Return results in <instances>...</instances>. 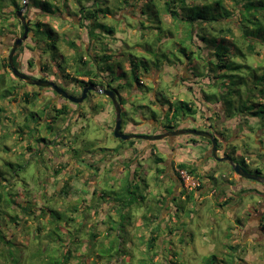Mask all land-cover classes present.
I'll list each match as a JSON object with an SVG mask.
<instances>
[{
    "label": "rangeland",
    "instance_id": "374dc122",
    "mask_svg": "<svg viewBox=\"0 0 264 264\" xmlns=\"http://www.w3.org/2000/svg\"><path fill=\"white\" fill-rule=\"evenodd\" d=\"M17 1L19 4L21 3L20 0ZM23 1L25 3L28 2L27 0ZM30 1L33 2L29 5H25V15H27L31 24L34 21V17L36 18L37 16H35L33 10L30 9H35L33 5L34 1L41 0ZM7 2L9 3L8 0H0V6L6 4ZM141 3L144 9H153L152 3L151 5L144 2ZM5 13L8 16L6 21L14 19V23L17 25V17L14 18V16H11L8 9H6ZM152 13H154V10L149 13L150 17H148V19L150 18V22L145 21L143 17H141V14H137V18H139L138 20L127 17L126 21L129 29L136 26L138 28L141 27L143 30V27L156 25L155 14ZM220 15L223 14L219 13L218 16ZM103 22H106V25L111 24V21L108 18ZM167 22L168 19H166L165 23H162V25L166 26L168 24ZM112 24L115 25V22H112ZM7 28L10 29L8 24ZM29 29L32 33L29 35L27 41L24 42L23 46L19 48L22 50L18 51L21 52L20 64L22 67L19 63H17L16 68L24 74H27V72L34 74V71H37L38 74L44 75L43 60H39V51H37L39 46L36 45L34 36L37 35L40 38L42 35L44 39L50 40L49 47L46 46L47 57L54 60L55 63H58V60H61V55H64H59L60 53L54 49L59 45L58 44L56 46L58 42L56 37H50L47 33H40L35 24L30 26ZM141 29L138 30L136 36L132 33L125 32L123 41L125 45L119 51L120 53L116 51L113 53L114 57L112 58V63L103 61L100 62L99 65H90L92 57L88 56L90 60L88 65L91 67L94 65L93 68L100 66V68L107 69L109 74H111V72L114 74L112 75V79L117 86H120L121 90L119 91L125 92L124 97H122L123 103L127 102V98L125 97H127L126 92L131 89L130 84L137 89V93L134 92V88L128 92L129 103L123 104L122 132L124 133L125 130L130 129V127H135L138 131H145L143 133L144 135H155L153 131L148 133L149 128L144 125L143 121L144 118L154 119L155 115H158L159 117L161 114V108L158 107L159 104L155 107H153L152 104L150 105V102H152L151 99H154L156 96L157 100L161 102L163 96H167L169 98L173 96L177 97L176 92L178 90L186 92V90H183L181 86L177 89L175 85H170L171 77L168 72H170L171 69H168V66L166 67L163 65V62H168V59L174 61L176 58H181V60H185V58H182L181 55L179 56L176 53V50L179 49L178 37L175 36L174 38H171V36H167L166 38H161L159 33L156 34V32L148 28L145 29L147 30L145 34L142 35ZM21 31L22 30H18L13 34L16 37H14L15 39H13V41L18 39V37L20 38L22 35ZM8 34L9 33H7V31L1 34V40H3L2 37L7 36ZM104 36H106V34ZM104 36L97 37V44L100 45L101 54L105 53V49L107 48V46L104 45ZM137 37H139L138 40H136ZM167 38L168 40L163 42L162 45L156 44V42L160 41V39L163 40ZM1 45L2 44L0 43V49L2 47ZM63 48L65 53H68L66 47L63 46ZM153 53H155L156 56ZM6 55H9V51L2 52V54H0V69H2V60L6 57ZM153 58H157L161 61V68L159 69L161 74L159 75L158 87H155V85L151 82V80H154L155 78L154 75H148L147 77L150 79L148 81L144 79L145 86H143L140 83L137 84L135 79L132 77L133 74L126 71L125 66H123L127 60H136L140 69L146 64L147 67L145 69L150 70V68L154 66V61L158 63L157 60H153ZM255 61L256 68L258 65L264 66L263 60H254L253 58L249 59V62L251 63ZM31 62L32 65L30 64ZM45 62L49 63L47 61ZM38 63L40 64L38 65ZM51 63L52 65L49 64L50 68L48 73H46L47 75L44 76H48L47 79L55 81L58 86L60 85L61 80L65 81L63 82L65 85L71 84V80L74 78L73 69L72 71L70 70L69 77L71 79H65L57 73V67L60 68V64L58 63L55 65L53 61H51ZM121 64L123 66V70H125L123 72H126L127 74V77L125 78L124 76H120L119 71L117 72ZM184 68V66H181L182 70H184ZM185 69L188 70L187 68ZM2 73L5 74L7 79L0 76V94L2 93L1 90H6L12 94L13 97H10L9 99L6 97L4 100L0 98V106L5 109L0 112V182L1 179L8 180L10 184L13 185L11 191L12 195L17 197L18 194L19 197L22 196V199L25 198L26 202L32 203L34 205L33 207L37 208L36 213L39 217L41 216L40 214L42 210L47 211L46 214H48V216L44 218L41 216V218L29 219L27 212L24 214L16 206H12V209L5 210V212L7 211L10 216L18 214L20 220H14L9 223L8 221L10 219L7 215H0V264H35L36 262V264H47L51 257L62 258L63 254L61 253L67 251L72 252V256H70V262H68V264H171L168 257L169 255H172V251H166L163 253L165 259L161 256L151 257L146 253V242H142L138 239L134 240V246L131 248L130 246L127 247V244L125 246L120 245V249L123 253L117 254L115 249L111 258L109 256L103 258L97 257L103 253L101 251L109 249L111 246L119 248L120 242L118 240H106L104 238L95 239L94 236L104 233L111 225V220L120 221V213L114 208L112 201H106V199L100 201L98 197L99 195L95 192V187L93 186L88 188L86 184L89 183L90 179L94 180L92 177L95 175L97 176L98 174L102 177L103 181H106V173H75L73 170L74 165L76 164V159H81L84 156L90 160V158H92V156L101 149L104 150L113 148L117 144H124L118 141V139L114 136L116 111L112 102L107 98L94 94L93 102L91 97H88V100L81 105L83 113L81 120L78 119L68 121L70 117L64 115L59 117L55 124H53L54 130L49 132L47 130L48 125H50L48 120L53 121L51 118L56 115L54 108L59 110L63 105L69 106L70 104L62 100H58L54 105L53 110H49L47 109V104L49 102V99L47 98L51 94H41L42 96L39 98L37 96L40 94V89L38 87L26 85L23 81L15 78L11 70H9L8 73L7 69L3 68ZM185 73L187 72L185 71ZM140 74L144 76L145 70H140ZM34 78L38 80L41 79L40 77ZM75 78L78 80V77ZM4 79L7 83L5 87L2 86ZM84 81L87 80L84 79ZM73 83L74 84L66 90L70 96H75L80 92L75 86L76 82ZM252 83H255V81H252ZM78 85L79 87H83L85 84L80 82ZM256 87L258 90H254L252 94L255 95L256 98L258 97L259 99L264 100V86L262 87L258 85ZM247 98L248 99L245 100L246 103H248V100L250 101L253 97L250 99L248 96ZM180 100L183 99L180 98ZM144 107H146V109ZM44 109L47 110L44 111ZM201 110L203 113H187L186 117L193 128L204 131V125H200L203 127L199 126L202 118L201 114L208 113L210 115V112L207 108L203 109V107ZM33 113L37 116L30 118ZM215 120L217 121V125L221 124L222 120L217 118ZM167 121L168 120L166 119L164 122L162 121L161 124L167 125ZM248 126L257 128V131L253 130V132H251ZM261 128H263L262 125L260 126V123L256 119H249L248 124H246V121L241 120V118L238 117L236 120L219 125L218 130L223 132L227 138L231 137V142L233 143L232 145H235L239 152L242 153V158L249 162V164H246L248 170L253 169L252 167H255L256 165V167L264 173V140H262L264 128L263 130ZM214 132L220 136L219 138L222 144L227 143L225 140L222 141L224 138L219 134V132L216 130ZM23 140L24 143H22ZM197 140L201 143L200 145L191 143L192 145H188V147L183 146L185 148L183 155L191 156V154L196 153L198 158L201 157L202 159L203 155L206 154V147H203L202 142L208 141L201 137H197ZM132 141H134L135 145L138 143H144L140 140ZM165 141L166 142L157 145L160 147L159 149L167 150V146H172L173 142H170L168 139ZM167 142L170 144L167 145ZM180 142L181 140H179V138L175 140L176 144L175 146L173 145V147L179 148ZM125 143L128 144L121 149V152L123 153L125 148L128 150L133 149L131 154L132 156L135 155L137 150H134L131 145L132 143H130V141ZM245 144L249 146L246 147ZM183 147L181 146L180 149ZM259 148L262 149V153H260L261 150H259ZM74 151H78L80 157L74 158L73 162H67L68 160H71V154H75ZM159 153L160 157L166 158V154L162 152ZM55 161L60 163L55 164ZM145 164L149 165L148 170L154 174H152L150 179L146 180L147 182L144 183L145 185L140 183V189L137 191V195L140 197H144L146 195L147 198H150V200L148 202L143 201L144 203L140 206L133 207L132 209H121L124 214L131 216V221H134V223L137 221L139 222V220H142L146 215L148 216V209L156 208L157 211V209L163 207L166 202L165 199L167 198L165 193L166 189L174 186L172 178L165 182L161 181V178H159L160 174L157 178L155 171L163 166L161 164H157L154 161V158L150 157L145 160ZM69 174H72V185L78 193L77 195H70L68 198H63L58 196L57 192L60 191L67 180H71L68 179L71 178L69 177ZM123 177L124 175H122L119 180L123 179ZM97 180L98 179L95 178L94 182ZM217 181L220 184L223 180L222 178H219ZM245 181L250 184L255 183V185H258L260 188L264 187L263 184H259L254 181L246 179ZM116 182H114V187L117 190L120 189L118 191L123 192L127 189V180ZM146 184L149 187L147 190H152L156 193L149 194V191L146 193V189L144 188V186L146 187ZM103 185L104 183L100 182L99 185H96V188L99 190L103 187ZM133 189H135V187H133ZM104 191L108 190L104 189ZM241 197L243 199L242 202L244 206L236 214L238 219H243L245 222L247 220L248 210L258 206L260 197L256 194H247L242 195ZM205 198L204 203L200 207L195 204L191 207L186 206L183 210H180L183 219L185 217L187 220L185 236L188 240V244H190V240H192L190 237L195 236L197 247H194V244L188 246L185 245V247L177 253L178 255H176L178 259L174 257L172 258V262L177 261V264H207L208 262H211V260H214L217 264H264V238L261 239L258 245H247L245 249L240 252L229 250L225 254L223 250L219 249H216L213 253L208 252V249L206 248L207 246L212 244L214 246L219 242H224V240L223 236L220 235L221 231L216 227L215 230L217 231V238L213 241L214 226L211 224L212 222H209V220L212 221V218L213 220H216L217 223H219L222 219L219 214H216L218 209L216 203L218 199H216L217 197L212 198L210 196H206ZM17 199L19 200V198ZM17 199L15 198V200ZM179 202L178 204H180ZM121 207L123 206H117V208ZM50 214L51 217L49 216ZM156 214L158 215L159 212ZM226 216H224V218L227 222H229L230 220H228ZM218 218L220 219L218 220ZM26 220L27 223H25ZM228 225L233 228L235 227L234 223H228ZM38 226L41 227L40 230H38ZM181 229L183 230L184 227H181ZM187 234H190V237H188ZM117 235L118 233L115 231L114 237L116 238ZM1 236H5L7 238L9 237L8 240L10 239L13 245H6L5 241L1 239ZM225 242L227 243V241ZM235 244L236 243H234V241H230L228 246H234ZM200 245L203 247V250L200 249ZM40 246L44 252L46 251L42 257H40L39 254ZM215 246L217 247V245ZM213 256L214 258H212ZM32 257L34 258V262H32Z\"/></svg>",
    "mask_w": 264,
    "mask_h": 264
},
{
    "label": "trees",
    "instance_id": "16d2710c",
    "mask_svg": "<svg viewBox=\"0 0 264 264\" xmlns=\"http://www.w3.org/2000/svg\"><path fill=\"white\" fill-rule=\"evenodd\" d=\"M8 1L9 3L7 2L6 4L0 6V36L4 33V28L7 27L8 21L6 20L8 19V16L5 13L6 9H8L9 6H12L14 10L11 11L9 14L16 18L18 11L23 9L26 4L29 5L33 2L27 0L28 2L25 3L23 0H20L21 3L19 4L17 0ZM69 1L71 0L34 1L33 5L35 9L41 10L44 14L43 17H45V19L38 18L34 21L33 24L36 25L40 33H47L50 37L54 36L58 41L56 46L58 44L59 45L54 49H56V51L60 53L59 55L63 54L64 56L61 55V60H58L60 68L57 67V73L62 78L64 77L65 79H71L69 77V72L73 69L74 82H76L77 84H80L81 82L85 85H88L89 83L93 84V80H97V78H99L101 70H105L107 72L108 70L100 68V66H97V68H93L94 65L92 67L88 65L90 63L88 56L90 55L87 52V49L83 47V43H81L82 39L79 30L87 28V30H90L89 35L92 37V39L94 38L96 41H98L97 37L99 36L95 35V30L102 29L104 33L108 35H114L116 33L117 26L119 23H117L113 19L110 20L111 24L109 25H106L103 22L105 19H107V14L110 13L109 8L102 9L100 7L103 4V0H93L95 4L89 7L83 5L82 0H78V6L76 7L75 4L76 10L74 11H71V8L68 6ZM147 3L148 5H151L152 3L153 9L147 11L143 9L142 16L144 17L145 15H147V19L145 21L150 22V18L148 19V17H150L149 13L154 10V13L152 14H155L156 25L143 27V30L141 29V27L138 28L135 26L134 28L141 29L142 35L145 34V32L147 31L145 29L148 28L152 29L154 32H156V34L159 33L161 35V38H166L167 36H171V38H174L175 36L178 37L179 49L176 50V53L179 56L181 55L182 58H185V60H181V58H176L174 61L168 59V62H163V65H165L166 67L168 66L167 68L171 69L170 72L167 71L171 77L170 85L180 87L179 85L181 83L176 84L178 76L185 74V71L187 73L190 72L194 74V76L199 78L198 80H200L199 84L197 85V90L202 93V98L205 101L204 103L219 104L222 107L221 112L213 113L210 117V121L212 123H217V121L215 120L216 118L222 120L221 124H224L228 123L229 121L236 120L238 117H240L241 120L246 121V124H248L249 119H256L260 123V126L262 125V127L264 128V100L259 99L258 97L256 98L255 95L252 94L254 90H258L256 86H264V66L258 65V67L256 68V61L253 63L249 62L250 58H253L254 60L264 61V0H166L165 6L161 9V11H163L162 13L164 17L170 18L166 26L162 25V23H165L166 19H163V16L161 17L159 6L153 1ZM79 4L81 8L79 7ZM62 11L64 13H68L69 17L67 19L62 16ZM219 13L223 15L218 16ZM74 16L78 18L80 17L81 22L78 23L76 19L73 18ZM25 18L27 19L28 23H30L27 15H25ZM16 20L19 23L20 30H22L21 32L23 35L24 27L18 20V17ZM87 22H89L88 25ZM112 22H115V25H113ZM33 24H29V27ZM75 30H78L79 32L75 33ZM34 37L36 45L39 46L38 50H40L42 53L41 58L43 59V72L48 73V70L50 68L49 64L52 65L51 61H53L55 65L58 64L55 63L54 60L49 59L47 57L46 46L49 47L50 40L44 39L42 35L40 36V38L37 35H35ZM167 40L168 38L163 40L160 39V41L156 42V44L162 45L163 42ZM12 43L13 40L9 41L7 44L11 45ZM63 46L66 47L68 53H65ZM19 50L22 49H18L14 56L15 66L17 63L20 62L21 52H18ZM105 52H107V50H105ZM112 58L113 56H109L104 53L101 54V56L97 54L95 60L92 59L90 65H98V63L103 61L108 63L111 61ZM153 60H157L158 63L154 61V66H152L150 70L145 69L147 67L146 64L140 69V67L136 63V60H130L131 70L129 71V73L133 74L132 77L135 79L137 84L140 83L141 85L145 86L144 78L147 73L149 74L153 70L160 72L159 69L161 68V61H159L157 58H153ZM45 61L49 63H46ZM2 62V69H7L9 73V70H11L9 67V55H6ZM123 66L121 64L120 68H118L117 70V72L119 71L120 76L127 75L126 72H123L125 71L123 70ZM181 66H184L188 70H186L185 68L184 70H182ZM2 69H0V76L6 78L5 74L2 73ZM142 69L145 70L144 76L140 74V70ZM111 74L114 75L112 72ZM75 77H78V80ZM82 77L88 78L89 82L81 81L79 78ZM180 81L183 82L185 81V79L181 77ZM252 81H255L256 85L255 83H252ZM6 85L7 83L4 79L2 86L5 87ZM116 88L120 90V86H117ZM195 90L193 91V89H187V91L184 92L185 96L183 94L176 95L179 97L183 96L182 98H185L183 101L178 100L173 103H171L172 97L169 98L167 96H163L162 102H165V104H169L168 110L165 114L163 113V111L160 110V116L158 117V115H155L154 120L161 124L162 121L164 122V120L167 119V125L161 124V127L168 126L169 130H176L180 124L185 122L190 125L186 114H200V112L202 111L197 107L194 100L190 99L191 96L195 97V95H193ZM1 92L2 93L0 95L2 98L13 97L12 94L7 92L6 90H1ZM248 96L250 97V99L251 97L253 98L250 101L248 100V103H246L245 100L248 99ZM123 104L125 103H121L122 108ZM66 109V107H63V109L56 110L57 118L61 117L62 115H65ZM33 116H35V114H32V117ZM199 124H203L202 118ZM219 125L216 124V127H214L215 130L219 132V134L224 138V140L227 139L225 147L220 141H218L219 152L224 147V152L226 156L233 158L236 163H239L241 166L247 169L246 164L249 163H247L246 160L242 158V154L239 155L240 152L237 147L235 145H232L233 143L230 142L231 137L227 138L223 132H220L218 130ZM248 127L250 128L251 132H253V130L257 131V128L255 127ZM263 128L261 129L263 130ZM47 130L51 132L54 130V128L48 126ZM262 140H264V132ZM118 141L125 143L121 140ZM206 141H208L207 144H211L209 140L206 139ZM130 143H132L131 145L135 144L134 141H130ZM192 143H198L197 137H194V139H192ZM186 144L187 146L192 145L189 142ZM183 146H186L185 143L182 144V147ZM245 146L248 147L249 145L245 144ZM74 152L76 157H80L78 151ZM155 156H157L155 162L159 164L162 159L158 154H155ZM203 163H206V161L203 160ZM229 167L234 173L232 167L230 165ZM180 170H185L190 175H195L197 171L195 167L189 164H179L174 174L179 178L180 181ZM255 170L261 172L258 167H256ZM247 171L251 172L252 169H247ZM157 172L160 173V169H158ZM68 179L71 180H67L65 185L60 189L59 192H57L58 196L68 198L70 195H77L78 192L76 189H74V186L72 185L73 178L71 177ZM198 181L200 182V180ZM89 182H91V180ZM181 184H183L182 181ZM127 186V189L120 193H115L112 191L99 192L98 189H96L95 192L99 195L98 197L101 200L106 199L111 194H114L115 197H113V200L118 205L123 206V208H130L134 206L137 202V191H139V185H134V190H131L133 187L129 182ZM12 187L13 185H11L8 180L1 179L0 215H7L10 219L8 221L9 223L14 220H20L18 214L10 216L7 211L5 212V210L12 209V206L17 205V203H15L16 196L11 194ZM195 190H187L185 201H183V204L178 206V209L183 210L187 204L194 201L192 193ZM6 194L8 198L6 197ZM26 203L27 206L21 208V211L24 214L25 212H27L29 219H37L41 218V216L42 218H44L48 216V214H46L47 211L42 210L40 214L41 216L39 217V215H37L36 213L37 208H34V205L30 202ZM119 213L121 219L120 224H118V229L120 232H123L122 229L124 228V222L129 221L131 216H129L128 214H124L121 210H119ZM49 216L51 217V214ZM27 220L25 221V223H27ZM111 221L113 222V220ZM40 229L41 227L38 226V230ZM110 231H115V228L111 227ZM1 237V239L5 241L6 245H13L10 239L8 240L9 237ZM117 240L120 242L119 248H121L120 245L125 246L127 244V240L124 239V236L122 235H119L117 237ZM156 241L157 237H153L151 239V241L148 243L149 249L156 248ZM119 248L117 249L116 253H123V251H121V249ZM114 250L115 246H111L109 249L101 251L103 253H101L97 257L103 258L109 256L111 258V255ZM233 250L236 251V248H233ZM45 252L40 246V257H42ZM61 254H63L62 258L51 257L47 264H68V262H70L69 258L70 256H72V252L67 251ZM212 258H214V256ZM32 259V262H34L33 257ZM169 262L171 264L178 263L176 261L172 262V260H169ZM208 263L217 264L214 260H211V262Z\"/></svg>",
    "mask_w": 264,
    "mask_h": 264
},
{
    "label": "crops",
    "instance_id": "0c3cea01",
    "mask_svg": "<svg viewBox=\"0 0 264 264\" xmlns=\"http://www.w3.org/2000/svg\"><path fill=\"white\" fill-rule=\"evenodd\" d=\"M78 0H71L68 2V6L71 8V11L76 10L75 8V4L76 7L78 6L77 4ZM150 1H153L154 3H156L159 8H160V15L161 17L163 16V19H168L170 20L169 17H164L163 15V11H161V9L165 6V2L166 0H107V1H103L102 6H100L102 9H106L109 8V12L107 14V18L109 20L113 19L115 20L118 24L117 26V30L116 33L114 35H108L106 33L103 32L102 29H97L95 30V35L98 36H104L106 34V36H104L105 38V42L104 45L107 46V48L105 50H107V52H105L104 54L109 55V56H113L114 57V52H118L121 50V48H123V46L125 45V43H123L124 41V35L125 32H129L134 34L135 36L137 35V32L139 29H129V26L127 24V21L125 20L126 17H130L134 20H138L139 18H137V14H141L142 16V11L144 9L143 5L141 2L147 3ZM83 5H86L87 7L92 6L95 4V2H93V0H82ZM120 3V4H117ZM97 4V3H96ZM148 4V3H147ZM79 7L81 8L80 4ZM111 7V8H110ZM14 8L12 6H9L8 11L11 12L13 11ZM34 12V15L37 16L36 18L34 17V21L38 18L40 19H45L44 14L41 10L39 9H32ZM145 11L146 8L144 9ZM63 12V11H62ZM64 18H68V13H64L62 15ZM74 19H76V21L78 23H80V17H73ZM144 20L147 19V15H145L143 17ZM34 21L31 23L33 24ZM89 22H87L88 25ZM106 23V22H105ZM111 23V22H110ZM8 26L10 27V29H8L7 27L4 28V32L7 31V33H9L7 36L2 37L3 40H1V36H0V43L1 44H7V41H11L13 39H15L16 37L13 35L14 33H16L18 30H20V26L19 23H17V25L14 23V19H10L7 22ZM89 27V26H88ZM83 28V27H82ZM8 29V30H6ZM81 33V38H82V42L83 43V47H85L87 49V52L89 53V55L92 57L93 60H95L97 54H99L101 56V48L100 45L97 44L98 41H96L94 38L92 39V37L89 35V31L87 30V28H83L81 30H79ZM78 30H75V33L79 32ZM142 33V32H141ZM15 37V38H14ZM139 37H137L136 40H138ZM135 41V40H134ZM7 42V43H6ZM136 42V41H135ZM137 44V42H136ZM37 51H39V60H43L41 58V51L37 49ZM36 51V52H37ZM45 58V57H44ZM113 59H111L110 62L108 63H112ZM100 62V61H98ZM97 62V63H98ZM20 64V62H19ZM31 64V63H30ZM40 63H38L39 65ZM99 65V63H98ZM20 66H22L20 64ZM125 69L126 71H130L131 70V65H130V60H127L124 63ZM179 67V66H177ZM101 70V69H100ZM70 73V72H69ZM161 73L157 72L155 70L151 71L149 74L147 73L145 75V80H149L148 79V75H154L155 76V80L157 81V86L158 87V83H159V75ZM45 75H47L45 73ZM99 78L101 80H105V81H111V86L116 88L117 84H115V82H113L112 79V74H109L107 71L105 70H101V73L99 74ZM124 77H127V75H125ZM81 81L88 80V78L82 77L79 78ZM127 79V78H126ZM129 79V77H128ZM113 82V83H112ZM130 91L133 90V85L130 84ZM128 91V92H130ZM137 89L134 88V92H136ZM182 90H178L176 92V95L180 94V95H184V92H181ZM128 92H126L127 98L126 99V103H129V94ZM125 92H121V96L124 97ZM195 97L191 96L190 99L194 100V102L196 103L197 107L199 109H201L203 107V109L207 108L210 112V115L212 116L213 113H219L222 111V107L219 104H208V103H204V99L202 98V93H200L199 90H195L194 94ZM183 97V96H182ZM180 97L181 99L184 100V98ZM171 103L175 102V101H180L179 96L175 97L173 96L171 98ZM102 100V99H101ZM100 100V102H101ZM181 100V101H183ZM103 101V100H102ZM150 101V100H149ZM152 102H150L153 107H155L157 104H159V108H161V111H163V113L165 114L166 111L168 110V105L169 104H165V102H159L156 98V96L154 97V99H151ZM207 104V105H206ZM146 109V107H144ZM144 125H146L150 130L148 131V133L152 130L153 127H155L157 125L156 121L154 119H148V118H144ZM200 126V124H199ZM145 127V126H144ZM185 127H190L192 128L191 125L185 123H182L178 126L177 129H182ZM203 127V126H201ZM200 131V130H199ZM145 131H138L135 127H130V129H126L125 130V134H141L144 133ZM217 138H219L218 136H216ZM177 140V139H176ZM224 139H222L223 141ZM218 141H221L220 139H218ZM232 141V139H231ZM230 141V142H231ZM22 143H24V140L22 141ZM186 143V142H183ZM192 143V142H191ZM128 143H124V144H117L115 147L113 148H108V149H101L99 150L97 153H95V155L92 156V158H86L89 163H94L95 165L99 164L100 168H101V172L100 173H106L105 176L107 178L106 181L102 180V177H100V175L98 174L97 176H93L92 178H97L98 180L94 182L93 179H90L91 182H89L87 184L88 188L90 187H95L94 189H98L96 188V185H99L100 182H103L104 185L100 190V192L104 191V189H107L109 192H115V193H120L121 191H118L120 189H116L114 187L115 183L114 182H121V181H125L127 180L126 184L128 185V182L132 185V187H134L135 184V180L139 181L140 183L142 182L141 180H148L150 179V177H152V174H154L153 172L149 171V165L145 164V160L149 159L151 156L150 152H154L155 154L160 155V153H157V149L156 148H150V146H147L145 144H137V145H132L134 150H137L135 152V155L132 156L131 151L133 150H128L125 148V150L123 151V153L121 152V149L123 147H125ZM198 145H200L201 143L198 142ZM206 142H202L203 147H206ZM226 144V143H225ZM224 144V147H225ZM149 147V148H148ZM220 151V154H222L224 152V148ZM157 148L159 149L160 147L157 146ZM149 149V150H148ZM154 150V151H153ZM260 153H262V149L259 148ZM160 152L166 154V158L160 157L162 160L159 164H161L163 167L160 168V177L161 181H169L171 179L172 174L175 172V170H177L179 164H189L193 167H195V169H197L195 175L193 174V176L196 178V180H200L199 186L197 187V189L192 193L193 197H194V201H192L191 203L187 204L186 206H192V205H198L199 207L204 203L205 201V197L206 196H210L212 198L217 197V211L216 214H219L222 219L219 223H217L216 220L212 221L209 220V222H212L211 224H213L214 228H213V241L216 240V234L217 231L215 230L216 227L221 231L220 235L223 236V240L224 242H219L215 245H217V247L213 244L207 246L206 248L208 249V252L213 253L216 249L219 250H223V252L226 254L229 250L234 251L233 248H236L235 252H240L243 249H245V247L247 245H258V243L261 241V239L264 238V213L262 212V207H264V187L260 188L258 185H255V183L250 184L247 181H245V179L238 177L235 173H233L229 167V165L227 163H217V162H211V163H203L201 157L198 158V155L195 153L191 154V156H186L183 155V152L185 151V148L183 147L182 149L179 148H175L174 150H166V149H159ZM206 151V148H205ZM239 153V152H238ZM242 154L241 152L239 153V155ZM75 154H71L70 159L67 162L70 163V161L73 162L74 158H76V156H74ZM195 156V157H194ZM262 156V155H260ZM264 156V154H263ZM94 157V158H93ZM132 157V158H131ZM159 157V156H158ZM83 158H85L83 156ZM153 158V157H152ZM155 159H157V156H155ZM247 163H249L248 161H246ZM60 162H56L55 164H58ZM207 166V167H206ZM71 168V167H69ZM252 171L255 170V167H252ZM71 170V169H70ZM258 175H263L264 173H256ZM55 175V173H54ZM124 175L123 179L119 180L120 177ZM69 177H72V174H69ZM222 178V182L219 184L217 179ZM89 180V181H90ZM116 180V181H115ZM116 182V183H117ZM147 182V181H146ZM140 183L139 185V189H140ZM257 183V182H256ZM148 185L146 184V193L148 192L149 194L151 193H156L153 192L152 190H147ZM172 189V191H171ZM90 190V189H89ZM131 190H134L133 188ZM166 195L167 198L165 199V204L163 207H160L159 209L156 208L154 209H148L147 212H149V215L145 216L142 220H139V222H135L131 221L132 219L130 218L129 221L124 222V228L122 229L123 232H120L118 227L120 224V221L117 220H113L110 221V226L108 227V229L104 232V233H100L97 234V236H94L95 239H115L117 241V237L119 235L124 236V239L127 240V247L130 246L133 247L134 246V240H141L142 242H146V253L149 254L151 257H162L165 259V256H163V253L166 251H172V255H169V259L172 260V258H177L176 255H178L177 253L180 252L181 249H183L185 247V245H193L194 247L196 245V240H195V236L190 237V234H187L188 237H190V244H188V240L186 239V226H187V220L186 218L182 217V214L180 213V209H178V206L183 204V201H185L186 195H187V189L185 187H183V184H181V181L179 180L178 185L173 186L171 188L166 189ZM209 194V195H207ZM247 194H256L260 197V202L258 203V206L255 208H251L250 210H248V215H247V220L244 222L243 219H238V216L236 213L239 212V210L244 206L243 205V199H242V195H247ZM165 196V195H164ZM114 194H111L109 197L106 198V201H112L114 204V208L117 209L118 211L121 209H124L123 207L121 208H117L118 204L113 200ZM19 198V200L17 199ZM16 201L15 203H17V205H15L19 210H21V208L26 207L27 203L25 201V198L22 199V196L19 197V195L17 194L16 197ZM99 200L101 201V199L99 198ZM105 200V199H102ZM150 198H147V196L145 195L144 197H140L137 195V202L134 206L128 208V209H132L133 207L136 206H140L142 203H144L143 201H149ZM180 202H179V201ZM168 201V202H167ZM178 202L180 204H178ZM14 206V207H15ZM260 207V209H259ZM127 208V207H126ZM154 212V213H151ZM159 214L157 215L156 213ZM227 214V216H226ZM224 216H226V218H228V220H230L229 222H227V220L224 218ZM220 218H218L219 220ZM228 223H234L235 227H231L228 225ZM126 224V225H125ZM118 225V226H116ZM225 226V227H223ZM111 227L115 228V231L118 233V235L116 236V238L114 237V232L115 231H110ZM181 227H184V229L182 230ZM221 227V229H220ZM113 233V234H112ZM203 233V232H202ZM204 234V233H203ZM113 236V237H112ZM153 237H157V241H156V248L155 249H149L148 243L151 241V239ZM227 241V243L225 242ZM230 241H234V243H236L234 246H228V243H230ZM205 246V245H204ZM201 250H203V247H201V245L199 246ZM117 251V248H115ZM120 249V248H119ZM132 250V249H131ZM154 253V254H153ZM177 262V261H176ZM180 264V263H179ZM209 264V263H207Z\"/></svg>",
    "mask_w": 264,
    "mask_h": 264
},
{
    "label": "flooded vegetation",
    "instance_id": "af4514ba",
    "mask_svg": "<svg viewBox=\"0 0 264 264\" xmlns=\"http://www.w3.org/2000/svg\"><path fill=\"white\" fill-rule=\"evenodd\" d=\"M29 24L30 23H28V26H29ZM32 32L30 31L29 32V35L31 34ZM24 34V33H23ZM29 35H28V38H29ZM22 36V35H21ZM20 36V37H21ZM19 38V37H18ZM17 40V39H16ZM16 40H14L13 41V43L10 45V44H2L1 46V49H0V54H2V52H6V51H8L9 50V52L11 51V48L14 46V43H15V41ZM10 54V53H9ZM22 67V66H21ZM38 70V69H37ZM35 73L33 74V73H30V72H27V74H28V76H30V77H32L33 78V80L35 79V80H38V79H36V78H34V77H40L41 79H39V80H42V81H52V80H49V79H47V77L48 76H44L43 74H38L37 73V71H34ZM182 77L183 79H185V81H180V78ZM150 79V78H149ZM199 78H197L196 76H194V74H192V73H190V72H188V73H185V74H182V75H179L178 76V78H177V80H176V84H178V83H181L179 86H181V88L184 90H186L187 91V89H189V90H191V89H193V91L196 89H198V87H197V85L199 84V82H200V80H198ZM68 81V80H67ZM94 82H93V84H91V83H89L88 85H84L83 87H79V85L76 83L75 84V86H76V88L77 89H79V93L77 94V95H75V96H73V97H76V98H79V97H81L82 95H83V91H84V89L86 88V87H88V86H108L110 89H112L116 94H117V97H118V99H119V101H120V103H123V99H122V96H121V91H119V89H117V88H114V87H112L111 86V81H105V80H101L100 78H97V80L96 79H94L93 80ZM54 83H56L55 81H53ZM63 82H65V81H62L61 80V83H60V85L58 86L57 85V83H56V85L59 87V88H61V89H63L66 93H67V89L71 86V85H73L74 83V81L73 80H71V84H67V85H65V83H63ZM83 82H89V79L87 80V81H83ZM151 82H152V84L153 85H155V87L157 86L156 84H157V81L154 79V80H151ZM26 84V83H25ZM27 85V84H26ZM182 85H184V86H182ZM189 85V86H188ZM29 86V85H28ZM172 86H174V85H172ZM34 87H36V86H34ZM177 88H179L178 86H176ZM185 87V88H184ZM39 89H40V94L39 95H37L39 98H41V96L42 95H45V94H51L47 99H49V102H48V104H47V109H49V110H53V108H54V105L56 104V102L58 101V100H62V101H64V102H67V103H69L70 105L68 106V105H63L62 106V108L61 109H63V107H66L67 109H66V113H65V116H69L70 117V119H68V121H71V120H81V118L83 117V113H82V108H81V105L86 101V100H88V97H91V100H92V102L94 101V98H93V95L94 94H97V95H99V96H101V97H103V98H107L105 95H102V94H98V93H95V92H89L88 93V96H87V99L81 104V105H77V104H74V103H72L71 101H69V100H67V99H64V98H62L61 96H59L52 88H40V87H38ZM121 90V89H120ZM42 94V95H41ZM70 95V94H69ZM33 97V96H32ZM46 97V96H45ZM0 98L1 99H3L4 100V98H2L1 97V95H0ZM10 97H8V99H9ZM96 99V98H95ZM107 99H109V98H107ZM110 100V99H109ZM111 101V100H110ZM47 109H44V111L45 110H47ZM5 109L2 107V106H0V112H2V111H4ZM54 110H55V114H57L56 113V110H58V109H55L54 108ZM204 112H206V111H204ZM15 113V112H14ZM201 113H203L202 111H201ZM33 114H35V113H33ZM208 113H204V114H201L202 115V119H203V125H204V131H206V132H209V133H212V134H214L215 136H218L215 132H214V130H215V128L214 127H216V124L217 123H212L211 121H210V117H211V115H207ZM35 116H37L36 114H35ZM48 116V115H47ZM62 116H64V115H62ZM61 116V117H62ZM30 118H32V114H31V116H30ZM6 119V118H5ZM34 119V118H33ZM53 121H49L48 120V122L50 123V125H48V126H51V127H53L54 128V126H53V124H55V122L59 119V118H57V116L55 115V117H53V118H51ZM40 121V120H39ZM42 121V120H41ZM0 122H1V120H0ZM157 123V125L155 126V127H153L152 128V130L151 131H153L154 133H155V135H161V134H163V133H165V132H169V131H180V130H190V129H195V130H197L196 128H190V127H185V128H182V129H176V130H169V128H168V126L167 127H161L162 125L161 124H159V122H156ZM201 127V126H200ZM150 130V129H149ZM199 130V129H198ZM131 135H144L143 133H141V134H131ZM152 136V135H151ZM194 137H196V136H193V135H189V134H185V135H182V136H178V137H171V138H168V140H170V142H173L174 144H175V140L176 139H178L179 138V140H181V142H180V146L179 147H181L182 146V144H184L183 142H186V143H191L192 142V139H194ZM218 137H220V136H218ZM218 139H220V138H218ZM208 140V139H207ZM225 141H227V139H225ZM141 142H144L143 144H145V145H147V146H150V148H156L157 149V153H159L160 151H159V149L157 148V145H159L160 143H163V142H166L165 140H163V141H159V142H153V143H148V142H146V141H141ZM221 142V141H220ZM168 143V142H167ZM185 143V144H186ZM207 143V142H206ZM211 143V142H210ZM168 144H170V143H168ZM74 145H77V144H74ZM135 145V144H134ZM133 145V146H134ZM222 145H224V144H222ZM132 146V147H133ZM149 148V147H148ZM73 149V148H72ZM75 149H76V147H75ZM149 150V149H148ZM154 151V150H153ZM206 154L205 155H203V157H202V160H204V161H206V162H209V163H211V162H215L214 160H213V158L211 157V144H206ZM227 153V152H226ZM150 154H151V156L153 157V158H155V153L154 152H150ZM221 156H226L225 155V152H223L222 154H221ZM76 161V164L74 165V172L75 173H100L101 172V168H100V166H99V164H97V165H95L94 163L92 164V163H89V161L86 159V158H81V159H76L75 160ZM155 173L157 174V178H158V175L160 174V173H158L157 172V170L155 171ZM251 173H263L262 171L261 172H258V171H256V170H253V171H251ZM263 176V175H262ZM171 178H172V181H174V186L176 187V185H178V183H179V178L173 173L172 174V176H171ZM142 182V184H144V183H146V180H141ZM140 182L139 181H137V180H135V184H139ZM145 185V184H144ZM144 188H146L145 186H144ZM259 209H260V207H259ZM262 212L264 213V207H262Z\"/></svg>",
    "mask_w": 264,
    "mask_h": 264
},
{
    "label": "water",
    "instance_id": "95a60500",
    "mask_svg": "<svg viewBox=\"0 0 264 264\" xmlns=\"http://www.w3.org/2000/svg\"><path fill=\"white\" fill-rule=\"evenodd\" d=\"M25 10L26 7L21 9L20 11L17 12V17L19 21L21 22L22 26L24 27V34L22 37L18 38L14 46L11 48L10 54H9V67L14 75L15 78L23 81L29 86H36L40 88H52L59 96H61L64 99H67L71 101L74 104L81 105L88 96L89 92H95L98 94L105 95L107 98H109L115 108L116 111V124H115V129H114V136L116 139L124 141V142H129L132 140H140V141H146L148 143H153V142H159L166 140L171 137H178L182 136L185 134L193 135L196 137H201L204 139H208L211 142V157L213 160L217 163H227L230 165L234 171V173L243 179L250 180L257 182L259 184L264 185V176L258 175L256 173H251L247 171L243 166H241L239 163H236L233 158L229 156H221L219 150H218V138L209 132L206 131H199L195 129H190V130H180V131H169L165 132L161 135H131V134H125L122 132V113H123V108L121 106V103L117 97V94L110 89L108 86H88L84 89L83 95L79 98L70 96L68 93H66L63 89L59 88L56 83L53 81H42V80H33L32 77L28 76L27 74L22 73L19 71L15 64H14V56L17 52V50L23 46L24 42L27 41L28 35L30 32L29 26H28V21L25 18ZM176 144V143H175ZM174 143H172V146H167L169 150H174L176 147ZM169 145V144H167ZM187 146V145H186ZM188 147V146H187Z\"/></svg>",
    "mask_w": 264,
    "mask_h": 264
},
{
    "label": "built area",
    "instance_id": "2783aa9c",
    "mask_svg": "<svg viewBox=\"0 0 264 264\" xmlns=\"http://www.w3.org/2000/svg\"><path fill=\"white\" fill-rule=\"evenodd\" d=\"M179 175L184 187L188 191H193L199 186V183L196 178L193 175H190L185 170H180Z\"/></svg>",
    "mask_w": 264,
    "mask_h": 264
}]
</instances>
